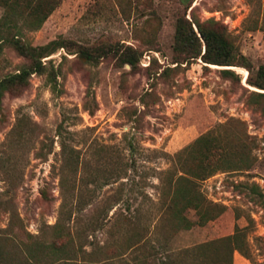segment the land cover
Masks as SVG:
<instances>
[{
  "label": "rangeland",
  "instance_id": "1",
  "mask_svg": "<svg viewBox=\"0 0 264 264\" xmlns=\"http://www.w3.org/2000/svg\"><path fill=\"white\" fill-rule=\"evenodd\" d=\"M189 5L63 0L41 29H24L33 44L62 37L71 50L44 57V73L0 98V264H32V253L35 264H91L86 252L126 238V216L156 223L172 156L210 131L234 148V167L198 181L221 214L176 235L151 227V240L179 252L241 230L247 255L235 251L233 264H264V102L251 97L264 90L249 84L246 67L232 66L242 78L234 82L222 76L225 66L174 60L177 20L194 8L227 27L256 75L264 64V0ZM84 48L112 51L90 62L77 53ZM124 51L138 61L125 62ZM28 63L5 44L0 80ZM188 216L199 217L194 209ZM71 235L78 257L57 261L51 244ZM224 249L212 245L207 254ZM171 258L165 264H192Z\"/></svg>",
  "mask_w": 264,
  "mask_h": 264
},
{
  "label": "trees",
  "instance_id": "2",
  "mask_svg": "<svg viewBox=\"0 0 264 264\" xmlns=\"http://www.w3.org/2000/svg\"><path fill=\"white\" fill-rule=\"evenodd\" d=\"M63 0H0V7L4 13L0 18V54L5 44L12 45L18 53L29 60L20 72L10 74L0 80V98L5 92H20L21 87L28 85L29 79L34 73H44L47 65L43 58L50 56L60 48L71 50L68 41L62 37L50 40L43 44H33L24 38V29H41L55 11L61 6ZM190 3L194 0H183ZM21 21L23 23L21 24ZM26 27V28H25ZM101 50V51H100ZM95 50L88 48L79 49L77 53L87 61H98L109 51L104 48ZM122 59L125 62L135 64L138 58L133 53L124 51ZM202 59L207 64L225 66L221 69L224 78L234 82H241V76L232 66L246 67L250 76L248 82L251 86L264 90V64L253 75V66L247 57L231 39L227 27L209 18L202 20L194 8L191 16L187 13L179 16L176 24L174 43V60L177 63H189L192 60ZM251 97L255 102H264V92L252 90ZM233 148V147H232ZM231 149V148H230ZM223 145L220 138L212 131L198 137L192 144L176 153L174 169L169 170L167 180L162 185V202L160 214L156 223L141 224L131 216L125 217L128 227L126 238L119 241L115 238L110 243L98 246V248L86 252L91 257V264H156L161 261L165 264L175 255L184 256L192 261V264H233L235 251L247 255L242 244V231L236 230L233 234L202 243L191 248H184L176 252L166 246H155L151 240L152 232L168 228L169 235H176L181 230H188L196 225L204 226L216 219L222 212L221 208L208 201L201 191L199 180H205L221 169L234 167L230 156L234 148ZM245 160H241L244 163ZM194 209L199 217L193 221L188 216V211ZM56 226H59L56 224ZM152 229L154 230H151ZM58 237H62L61 229H58ZM221 244L225 247L222 254L210 257L207 250L212 245ZM57 261H72L78 257V248L74 244L71 235L66 242L56 241L51 244ZM31 263L35 264L39 258L35 253L31 254ZM133 260L136 263H133Z\"/></svg>",
  "mask_w": 264,
  "mask_h": 264
}]
</instances>
